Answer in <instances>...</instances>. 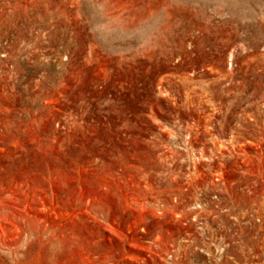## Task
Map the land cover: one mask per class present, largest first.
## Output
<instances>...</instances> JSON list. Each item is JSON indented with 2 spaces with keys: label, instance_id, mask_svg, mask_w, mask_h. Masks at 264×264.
<instances>
[{
  "label": "rangeland",
  "instance_id": "1",
  "mask_svg": "<svg viewBox=\"0 0 264 264\" xmlns=\"http://www.w3.org/2000/svg\"><path fill=\"white\" fill-rule=\"evenodd\" d=\"M0 264H264V0H0Z\"/></svg>",
  "mask_w": 264,
  "mask_h": 264
}]
</instances>
